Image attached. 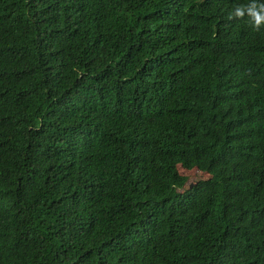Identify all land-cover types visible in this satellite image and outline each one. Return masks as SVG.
Returning <instances> with one entry per match:
<instances>
[{"label": "trees", "instance_id": "16d2710c", "mask_svg": "<svg viewBox=\"0 0 264 264\" xmlns=\"http://www.w3.org/2000/svg\"><path fill=\"white\" fill-rule=\"evenodd\" d=\"M0 264H264V0H0Z\"/></svg>", "mask_w": 264, "mask_h": 264}, {"label": "rangeland", "instance_id": "374dc122", "mask_svg": "<svg viewBox=\"0 0 264 264\" xmlns=\"http://www.w3.org/2000/svg\"><path fill=\"white\" fill-rule=\"evenodd\" d=\"M188 173H190V172L185 171V170H181V174L182 175H188L190 177V175ZM198 176H199V174H198ZM192 178H197V176L196 177L195 176H192Z\"/></svg>", "mask_w": 264, "mask_h": 264}]
</instances>
